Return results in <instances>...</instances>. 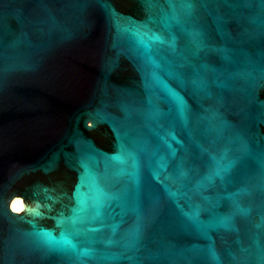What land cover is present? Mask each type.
Returning a JSON list of instances; mask_svg holds the SVG:
<instances>
[{
	"label": "water",
	"instance_id": "1",
	"mask_svg": "<svg viewBox=\"0 0 264 264\" xmlns=\"http://www.w3.org/2000/svg\"><path fill=\"white\" fill-rule=\"evenodd\" d=\"M0 264H264V0H0Z\"/></svg>",
	"mask_w": 264,
	"mask_h": 264
}]
</instances>
